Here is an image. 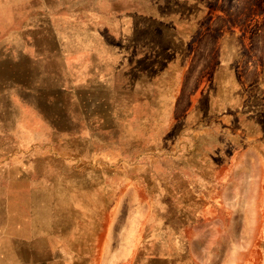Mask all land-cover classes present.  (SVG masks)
Here are the masks:
<instances>
[{
    "label": "rangeland",
    "instance_id": "rangeland-1",
    "mask_svg": "<svg viewBox=\"0 0 264 264\" xmlns=\"http://www.w3.org/2000/svg\"><path fill=\"white\" fill-rule=\"evenodd\" d=\"M164 258L264 264V0H0V264Z\"/></svg>",
    "mask_w": 264,
    "mask_h": 264
},
{
    "label": "crops",
    "instance_id": "crops-1",
    "mask_svg": "<svg viewBox=\"0 0 264 264\" xmlns=\"http://www.w3.org/2000/svg\"><path fill=\"white\" fill-rule=\"evenodd\" d=\"M148 251H150V247H148V249H147ZM149 256V255H148ZM152 257V256H151ZM165 259V258H164ZM147 260H148V262H149V259L147 258ZM166 260V259H165ZM147 264H149V263H147ZM165 264H171L170 262H168V260H166L165 261Z\"/></svg>",
    "mask_w": 264,
    "mask_h": 264
}]
</instances>
